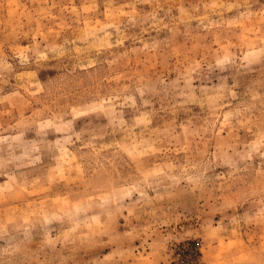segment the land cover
<instances>
[{"label":"rangeland","instance_id":"374dc122","mask_svg":"<svg viewBox=\"0 0 264 264\" xmlns=\"http://www.w3.org/2000/svg\"><path fill=\"white\" fill-rule=\"evenodd\" d=\"M0 264H264V0H0Z\"/></svg>","mask_w":264,"mask_h":264}]
</instances>
